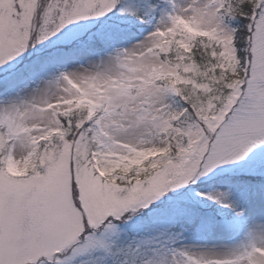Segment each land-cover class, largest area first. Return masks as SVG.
Segmentation results:
<instances>
[{"label":"snow or ice","instance_id":"6c2138e0","mask_svg":"<svg viewBox=\"0 0 264 264\" xmlns=\"http://www.w3.org/2000/svg\"><path fill=\"white\" fill-rule=\"evenodd\" d=\"M0 264H264V0H0Z\"/></svg>","mask_w":264,"mask_h":264}]
</instances>
